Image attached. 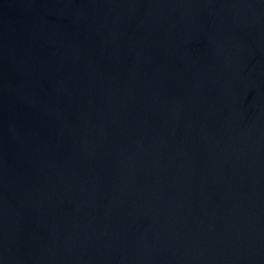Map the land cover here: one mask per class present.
<instances>
[{
	"label": "water",
	"instance_id": "water-1",
	"mask_svg": "<svg viewBox=\"0 0 264 264\" xmlns=\"http://www.w3.org/2000/svg\"><path fill=\"white\" fill-rule=\"evenodd\" d=\"M0 264H264V0H0Z\"/></svg>",
	"mask_w": 264,
	"mask_h": 264
}]
</instances>
